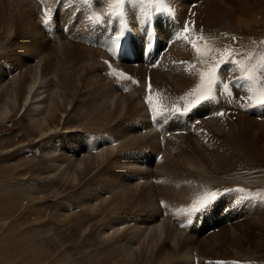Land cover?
I'll return each instance as SVG.
<instances>
[{
    "label": "bare ground",
    "instance_id": "6f19581e",
    "mask_svg": "<svg viewBox=\"0 0 264 264\" xmlns=\"http://www.w3.org/2000/svg\"><path fill=\"white\" fill-rule=\"evenodd\" d=\"M57 1L59 2V0ZM114 1L103 0L101 5L95 3L93 6L94 1H89L94 10L90 13L103 11L105 17L100 21L92 17L82 25L78 22L76 26H82L79 28L81 37L85 36L90 27H99L105 30V27L110 28L113 25L115 16L111 14L110 10L113 9L112 2ZM192 1L196 2L194 6H190ZM228 1L163 0L168 10L171 9V12L180 21L189 17L188 27L193 26L192 29L197 32L196 37L199 33L201 36L202 34L210 36L216 33L219 35L216 38L211 36L198 44V47L206 52L203 57L196 55L189 42L176 41L170 46L171 59L185 63L171 65L172 69L169 66L170 70L167 72L156 69L149 70L152 82L164 86V90H166L164 98H171L167 91H173L172 97L176 94L181 95L183 92H186L189 98L191 97L188 93L192 89L189 88L197 80L202 70L207 68L200 59L212 57L215 54L220 56L224 49L229 48L233 42L230 37L225 40L220 38L218 31L225 30L227 33L234 32L242 35L249 33L251 30L249 28H252L251 26L255 22L263 21L251 15L247 19L246 10L259 6V2L264 3V0H242L240 5L237 4L240 0L237 2L232 0L234 4L231 5L227 3ZM58 2L57 6H60ZM65 2L68 3V0ZM256 3L258 5H255ZM20 4H17L19 7L16 6V8L18 7L16 11L12 10L15 13L13 17L6 16L3 12V14L1 13L2 10L0 11V36L4 37L8 33V29L5 28L9 21L10 23L14 21L13 24L16 23L13 30V33L16 32V38L11 41V49L7 56L10 63L0 59V118L5 120L16 112L26 116L32 130L39 133L37 141L42 145V147L40 145L41 151L46 154L48 162L46 172L49 178H59L64 181V185L65 182L70 181L76 183L84 180L83 184L91 182L87 183L88 188L85 190L82 188L84 191L75 204L92 215H99L103 223L98 230V239L99 241L106 239L109 242H114L112 251L116 262L112 261L116 264H190L192 252H194L199 257V264H256L247 263L246 259L241 258L243 255H248L251 250L253 251L252 248H256L259 241L264 239V216L256 215L258 218L255 217V220L252 218L249 224L251 227L249 226L250 228L248 227L245 231L243 229L245 226L237 222L238 226L233 225L235 229L228 228L226 225V229L225 227L220 228L222 231L219 229V232L216 231L215 234L207 233L209 234L207 237L201 234L203 230L198 233L201 236H186L183 233L184 230L176 229V225L174 227L173 222H169V218L168 221L167 219L158 220L157 199L165 201V203L161 202L163 206L177 203V201L186 203L189 196L193 192H197L194 182L191 180V174L192 176L196 174L193 171L195 174L193 175V172L190 171L200 167L199 161L195 162L193 155L185 152L188 148L185 141L192 139L195 133L176 134L177 136H173L172 139L166 137L164 139L166 147L162 150V158L152 162L155 154L161 150L158 148L154 132L148 130L145 133H140V125L146 124L143 105L138 99V89L140 88H132L131 91L123 94L117 92L110 81L98 73L100 64L97 57L100 52L97 49H90L77 43V39L74 38L73 40L68 38L63 40L64 29L68 28L72 24L71 22L67 26L61 27L57 23V17L52 18L51 16L52 23H48L53 28L52 33H57V35L55 34L56 38L50 41L51 39L49 40L46 35L44 37L42 34L41 29H44L45 26L36 20L39 16L34 15L36 8L32 6L33 4L26 5L24 2ZM84 4L82 1L78 3V0H72L70 6L62 9L61 13L62 15L71 14L76 6H78L77 11L88 10L87 5L82 8ZM27 6L30 8L28 9ZM40 8L43 13L44 10L42 7ZM259 8L264 9V5ZM241 13L246 15L245 19L238 17ZM46 17L43 13L42 20H45ZM126 18L120 15L118 23H126ZM191 34L193 35V33ZM166 35L164 34L162 37L164 38ZM253 39L257 42L255 38ZM74 40L76 42H72ZM251 42L250 40L249 43L252 44ZM241 44L243 45L244 42ZM237 46L238 44H233L232 48L235 49ZM248 47L245 49L247 50ZM253 59L256 61L255 58H252L245 63V66H254ZM122 65L127 71L142 77L141 67H132L128 63ZM17 70L20 71L17 72ZM262 86H264V80L255 84L250 82L249 97L251 99L249 100L256 101ZM230 101L233 106L236 105L235 102ZM233 106L226 107L224 105L229 115L233 111H237L232 114L234 120H230V118V121H224V125L219 123V117H216L214 112H209L216 108L214 105L203 109L201 112L206 114V118L200 120L203 121V127L208 128L212 132L211 135L224 136L227 144L232 147L237 146L233 142L234 136L243 134H247L248 139L256 144L255 141L259 135L256 133V129L264 126V119L257 122L253 120L254 117L251 118L249 114L241 112V108L246 109V105L240 106V108L236 105L232 109ZM228 114L224 116H229ZM201 127L196 125V129ZM196 139L199 137L196 136ZM212 140L214 141L213 138ZM212 140L199 141V147L206 146L207 148L203 150L197 148V151H201L202 155L203 151L211 148L209 144H213ZM254 147L256 146L254 145ZM199 160L201 162V159ZM102 163H104L103 166L100 165ZM97 168L98 170H96ZM216 168L214 171L212 170V174L217 172ZM208 170L210 171V169ZM187 172L190 173V177ZM261 174H264L263 168L254 173L234 172L229 180L259 183ZM214 175L216 178L212 177V181L217 180L216 182H218L221 177H218L217 174ZM198 183L195 182V185ZM188 184L190 185L188 186ZM196 187L198 186L196 185ZM166 213H169V210L168 212L166 210ZM248 218L246 227L249 223ZM226 258L233 259V261L223 260ZM209 259H214V261ZM217 259L222 262L214 263ZM251 261L255 262L253 259Z\"/></svg>",
    "mask_w": 264,
    "mask_h": 264
},
{
    "label": "rangeland",
    "instance_id": "374dc122",
    "mask_svg": "<svg viewBox=\"0 0 264 264\" xmlns=\"http://www.w3.org/2000/svg\"><path fill=\"white\" fill-rule=\"evenodd\" d=\"M27 1L30 0H0V11L2 10L1 13L3 12L4 14H6V16L8 15L9 17H13L15 16V13L12 10L16 11V9L19 7V5L17 4L24 2L26 5L27 4L29 5L32 3L33 5L32 4L31 5L35 7L34 4L36 3V0H31V2L28 3ZM51 1L52 0H50V2ZM61 1L62 0H59L58 2L60 6L64 4L63 5L64 7H69L71 4L69 2H68L69 4L65 2L66 0L65 1L63 0L61 4L60 3ZM235 1L237 2V0ZM227 3L229 5L234 4L232 0H229ZM241 3L242 0H240L237 4L240 5ZM259 3H260L259 6L246 10V13L248 14L247 17L246 15H242V13L241 15H238V17L242 19H245L246 17L248 19V17L251 15L254 18L258 17L261 19V21L262 20L263 21L261 23L255 22L251 26L252 28H249L251 29L249 33H244L240 35L238 33L232 32V35L234 36L236 35L234 39H236L237 41L238 39L255 38L257 42H255L254 39L253 40L250 39L252 41L251 43L253 44L252 47V44L249 43L250 40L249 41L240 40L239 41L240 43H238L237 46L239 48L236 47L235 49L236 50L238 49L237 51L239 53L242 51L244 52L246 51V52L242 56L234 57L233 59H241L246 61L250 57L256 56L258 51L264 52V9L259 8L260 6H263L264 3H262V1H260ZM86 5L88 7V11L90 12L94 11L89 2L85 3L84 7L82 8H85ZM255 5L258 4L256 3ZM16 6L18 7L16 8ZM34 15L36 16V12ZM51 16L52 18H54L55 17L54 13ZM31 17L33 18L32 15ZM123 17L125 18V16ZM187 21L188 22L190 21L189 17ZM13 22L14 21H11L10 23L9 21V24L5 28L8 29V33L6 34V36L4 37L0 36V48H1L0 59L8 63H10V61L8 60L9 58H7V56H9L8 52H10L9 50L11 49V45H12L11 41L16 38L15 37L16 32L13 33V30L15 29L14 26L16 25V23L13 24ZM104 29L107 31L109 27H105ZM51 30H53V28H51ZM41 31H45V28L41 29ZM191 33L195 35L194 33H196V31ZM191 33L190 35L192 36ZM42 34L43 36L45 35L43 32ZM55 34L57 35V33ZM202 36L205 37V34H202ZM202 36L200 34V37ZM207 36L209 37V35H206V37ZM47 38L49 40L51 39L48 35ZM258 38H263V41L261 43H258ZM191 39L192 38H189L188 41H191ZM72 42H76V41L74 40ZM242 42H244L243 45H246V43L248 42L250 44L249 47L247 46L248 43L246 46L243 47V45L241 44ZM77 43L82 44L79 40H77ZM245 47L246 48L248 47L247 50L249 51H247ZM89 48L92 49L91 47ZM260 56L255 58L256 61H254L253 59L254 65H256V63L258 64L261 62L262 55ZM180 63L181 62L174 63L172 64V66ZM19 71L20 70H17V72ZM98 73L101 74L100 67L98 68ZM239 73H240L239 71L236 72V74ZM230 103L231 101H229V103L228 102L225 103V106L226 107L230 105L233 106L232 103L231 104ZM236 105L237 107L240 108V105H238L237 103ZM236 105L231 108L234 109ZM214 107H217V104H214ZM209 112L213 113V111H209ZM252 117L253 116H251V118ZM230 120H234V118H231ZM253 120L257 122H261V120H256V118H253ZM225 122H222L223 125ZM199 123L198 125L203 127L202 125L203 121H199ZM204 128L205 130H209L206 127ZM31 130L32 128L30 123L28 122V119H26V116L21 114L20 112L19 113L16 112L12 116L10 115V117L5 120L4 119L2 120L0 118V264H116L115 263L116 260H114L113 258L115 256L112 251L114 242L113 241L109 242L106 239H103V241H99L98 239V230L102 227V223H103L102 220H100L99 215L98 214L92 215L86 212L82 207H78L77 204H75L79 200V197H81L85 188H88L87 185L91 182L89 183L87 182L88 184L85 182V184H83L84 180H81L80 182H76V183L70 181V182H65L64 185V181L59 178L56 177H54L55 179L51 177L49 178L46 172L48 167L46 154H44L41 151L40 148L42 147V145L37 141L39 139L38 138L39 133H37L34 130L32 131ZM256 133L259 134L255 141L257 142L256 144H253L254 142L248 139L247 134L245 135L243 134V135L234 136L233 142L234 144L237 145L234 147L227 144L224 136L220 137L219 135H212L214 141H212L211 143L213 144H209L211 148L203 151L202 155H201V151H197V148L203 150L204 148L207 147L206 146H204L203 148L199 147L200 145L198 144V142L201 140L192 137V139H190L191 141L189 139L185 141V143L187 142L188 144L187 151L185 152H189V154L193 155V157L195 158V162L198 163L199 161L198 164L200 165V167H197L196 170L191 169L190 171L191 173L194 171L196 174L195 175L194 172L193 175L195 176H192L191 174V178H192L191 180H193L194 188L197 190V192H193V195L204 194L207 192L214 193V191L217 192L218 190L223 189V188L218 189L221 186L240 182L239 180H229V178L232 177L231 174L234 172L254 173L258 169L261 168L264 169V143H263L264 126L261 128H257ZM238 134H242V133H238ZM181 135H185V134H181ZM173 136H177V135H173ZM173 136H171V139L173 138ZM208 140L206 139V141ZM254 145L256 147H254ZM211 157L213 160L214 159L215 160L213 161ZM228 157L229 158L231 157L230 160H232L233 162L230 161ZM199 159H201V162ZM211 160L213 163L211 162ZM9 164L12 167L8 166ZM103 164L104 163L100 165L103 166ZM213 164L214 166H212ZM208 166H210L211 168L210 167L208 168ZM207 168L210 169V171ZM215 168L217 169V172L212 174ZM220 169L222 170L221 172ZM96 170H98V168ZM214 174H217L219 175L218 177H221V179L218 180V182H216L217 180L212 181V177L213 179L216 178L215 177L216 175ZM188 175L190 177V173H188ZM224 175H228L226 176L227 178ZM259 179L261 180L259 183L252 182L250 184H242L244 185V188L249 189L252 194L248 191L239 188H231L226 192V194L233 197V201L237 202L240 205V210L238 212H235L234 215H232L229 207V210L227 211V217H230L232 215V217L228 218L230 221L229 220L224 221L221 223V225L215 224L212 227L206 226V228L208 229L211 228L210 231H212L211 232L212 234L219 232L218 230L220 228L225 227L226 229L227 228L226 225H228V228L235 229L234 228L235 226L233 227V225L238 226V223L245 226V228H243L245 231L249 226L251 227V225L249 224L252 218L253 220H255L259 216H264V199H263L264 174H261ZM195 182L196 183L199 182L200 185L198 183L196 184L198 187H196ZM205 182L206 185L208 186L205 185ZM82 185L85 186L82 187ZM189 185L190 184H188V186ZM82 188H84V190H82ZM80 189L82 190V192H80L81 191ZM253 194H258V195H253ZM76 197L78 198L76 199ZM188 202L189 204H191L194 202V200L190 197L188 199ZM188 202L186 203L188 204ZM178 203H182V202L177 201V204ZM197 203L198 202H195L193 205ZM156 205L158 206L159 209L158 210L159 216H162V219L164 220L167 219L168 221L169 217L165 215V211L167 210L168 207L163 206V204H161V199H157ZM174 205L175 203H171V207ZM223 205L224 204H222V206ZM182 207L176 206L175 209H180ZM172 211L173 210H169V212ZM185 212L186 211L184 210L183 214ZM215 212L216 211H214L211 216V219L213 220H217L219 217L218 214ZM194 214H198V212L192 213L193 216ZM94 216H97L99 218L97 219V217L95 218ZM174 217L169 218L170 219L169 222L170 223L173 222L172 225L173 226L176 225V229H177V222H175L176 220ZM92 218H94L95 220ZM219 218L222 219V216ZM247 218L249 219V223L248 226L246 227L247 225L246 222H248ZM220 219L217 221L220 222ZM206 228H204L203 231H205ZM203 231L201 233L202 235L204 234L203 236L206 237L209 236V234H205ZM220 231L222 230L220 229ZM183 233L186 236H190V235L191 236L193 235V237L194 235L195 237L201 236V234L200 235L198 234L199 232L194 233L193 231L192 232L183 231ZM252 249L253 251L251 250L250 251L251 253L249 252L248 255H243L241 259H246L245 262L247 263L264 264V239L259 241L258 246L256 248H252ZM252 259L255 262H252L251 261ZM112 260H114L115 262H113ZM211 260L214 261V259ZM219 262L222 261L219 260Z\"/></svg>",
    "mask_w": 264,
    "mask_h": 264
},
{
    "label": "snow or ice",
    "instance_id": "6c2138e0",
    "mask_svg": "<svg viewBox=\"0 0 264 264\" xmlns=\"http://www.w3.org/2000/svg\"><path fill=\"white\" fill-rule=\"evenodd\" d=\"M69 3L72 2V0H68ZM88 0H84V3H87ZM129 2H133V0H129ZM163 2V0H161ZM125 0H118L119 5H124ZM171 11V9H169ZM118 15H122V12L117 13ZM47 16V13H45ZM95 19L99 20V17H95ZM47 23V20L45 21ZM123 32V29L121 30ZM190 29L188 27V24L186 22L183 31L180 32L177 36L176 39H184L185 41L189 40V33ZM119 40V37H117V41ZM148 48H151V45L149 44L147 46ZM191 47L195 51L196 55L199 57H203L206 55L205 51H202L200 47L197 46V43L195 41H191ZM207 47V46H205ZM185 63V62H181ZM225 64H230L232 67L230 68V71H239L241 75L238 77L239 80H245L252 82L253 84L259 83L262 80H264V57L261 58V62L258 63L257 65L246 67L244 60L241 59H233L232 58V51L229 49H224L223 53H221L220 59L215 61V63L207 66V71H202L199 74L200 78V83L194 88L188 95L195 97L194 104L189 105L188 107H185L184 111L187 112L190 110L191 107L195 106L196 104H200L201 102L205 100H210L212 99V93H213V88L218 87L219 84L221 83V78H220V69L225 65ZM121 77H124V74H120ZM232 83H236L234 80ZM239 87H243V85H239ZM150 88V85H149ZM223 89L225 94H230L228 89H229V84L228 83H223ZM251 91V88L248 89ZM183 99V97H182ZM251 99V97H249ZM152 97L148 96L146 98V102L149 103L150 109L154 113V118L156 116H161L167 111H169L167 108H161L157 110L156 106L151 103ZM256 104L260 106H264V86H262L259 90V95L258 98L256 99ZM175 111H178L179 109H173ZM217 115H223V113H217ZM216 193H209L208 197L206 199H203L199 201L197 204L193 205L191 208L188 209V213L192 214L198 211L204 210L209 204L212 203V201L215 199ZM183 227V225H181Z\"/></svg>",
    "mask_w": 264,
    "mask_h": 264
}]
</instances>
